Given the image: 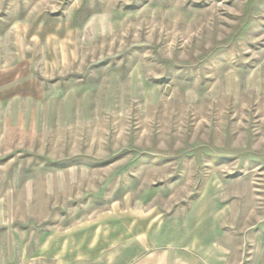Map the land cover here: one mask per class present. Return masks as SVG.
I'll return each instance as SVG.
<instances>
[{
	"label": "rangeland",
	"instance_id": "1",
	"mask_svg": "<svg viewBox=\"0 0 264 264\" xmlns=\"http://www.w3.org/2000/svg\"><path fill=\"white\" fill-rule=\"evenodd\" d=\"M0 264H264V0H0Z\"/></svg>",
	"mask_w": 264,
	"mask_h": 264
}]
</instances>
